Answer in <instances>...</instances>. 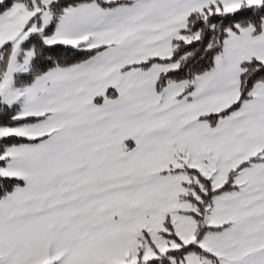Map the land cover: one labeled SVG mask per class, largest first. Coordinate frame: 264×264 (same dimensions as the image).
I'll return each mask as SVG.
<instances>
[{
  "label": "snow or ice",
  "instance_id": "1",
  "mask_svg": "<svg viewBox=\"0 0 264 264\" xmlns=\"http://www.w3.org/2000/svg\"><path fill=\"white\" fill-rule=\"evenodd\" d=\"M0 264H264V0H0Z\"/></svg>",
  "mask_w": 264,
  "mask_h": 264
}]
</instances>
